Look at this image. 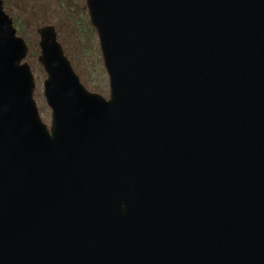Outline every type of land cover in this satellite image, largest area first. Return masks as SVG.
Instances as JSON below:
<instances>
[{
  "label": "water",
  "instance_id": "1",
  "mask_svg": "<svg viewBox=\"0 0 264 264\" xmlns=\"http://www.w3.org/2000/svg\"><path fill=\"white\" fill-rule=\"evenodd\" d=\"M86 2L110 97L41 27L49 128L0 0V264H264V0Z\"/></svg>",
  "mask_w": 264,
  "mask_h": 264
},
{
  "label": "trees",
  "instance_id": "2",
  "mask_svg": "<svg viewBox=\"0 0 264 264\" xmlns=\"http://www.w3.org/2000/svg\"><path fill=\"white\" fill-rule=\"evenodd\" d=\"M3 8L13 18L17 35L28 45L25 61L31 66L36 88L41 89L35 92L36 96L44 94L42 86L47 73L38 60L41 54L39 29L50 25L56 28L58 41L83 85L103 96L109 91L110 96V79L86 0H3ZM38 108L41 114L47 105ZM41 118L44 121L42 114Z\"/></svg>",
  "mask_w": 264,
  "mask_h": 264
},
{
  "label": "rangeland",
  "instance_id": "3",
  "mask_svg": "<svg viewBox=\"0 0 264 264\" xmlns=\"http://www.w3.org/2000/svg\"><path fill=\"white\" fill-rule=\"evenodd\" d=\"M27 62V61H26ZM46 78H47V73H46ZM45 78V79H46ZM44 79V80H45ZM44 82V81H43ZM37 90V91H36ZM40 88H36L35 89V91H34V93L35 92H40ZM44 91V85L42 86V92ZM35 97V99H36V104H38V106H40V109H41V105H43V104H46L47 105V108H45V110L43 111V112H41V114H42V117H43V119H44V121H45V124L46 125H48V127L49 128H51V123H52V111H51V109H50V107H49V105H48V103H46V98H45V94H42V95H40L39 93H38V95L36 96V94L34 95ZM104 96H106V98H109L110 96H109V91H108V93L105 95L104 94ZM38 102V103H37ZM40 114V113H39Z\"/></svg>",
  "mask_w": 264,
  "mask_h": 264
},
{
  "label": "clouds",
  "instance_id": "4",
  "mask_svg": "<svg viewBox=\"0 0 264 264\" xmlns=\"http://www.w3.org/2000/svg\"><path fill=\"white\" fill-rule=\"evenodd\" d=\"M123 208H126V205H122Z\"/></svg>",
  "mask_w": 264,
  "mask_h": 264
}]
</instances>
